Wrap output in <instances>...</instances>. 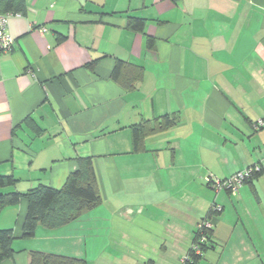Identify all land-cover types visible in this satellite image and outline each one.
I'll return each instance as SVG.
<instances>
[{
    "label": "crops",
    "instance_id": "obj_1",
    "mask_svg": "<svg viewBox=\"0 0 264 264\" xmlns=\"http://www.w3.org/2000/svg\"><path fill=\"white\" fill-rule=\"evenodd\" d=\"M21 1L0 53V173L20 193L59 189L74 159L91 157L100 203L29 239L26 199L4 208L14 252L0 264H29L31 251L180 264L213 204L208 249L251 246L244 264H264V174L235 196L208 182L264 159V128L253 129L264 116V0ZM117 61L137 80H111ZM167 114L177 123L134 152L130 127Z\"/></svg>",
    "mask_w": 264,
    "mask_h": 264
},
{
    "label": "trees",
    "instance_id": "obj_2",
    "mask_svg": "<svg viewBox=\"0 0 264 264\" xmlns=\"http://www.w3.org/2000/svg\"><path fill=\"white\" fill-rule=\"evenodd\" d=\"M22 9L23 2L21 0H0L1 14L8 15L11 12L16 13ZM127 28L134 32H142L145 28V21L138 18H129ZM153 44V39L149 37L147 39V47H153ZM127 68L126 63L117 61L111 71L110 79L119 84H124V78L126 81L130 79L137 80L138 74L135 76ZM177 121L178 116L176 114H167L154 119L152 122L141 120L133 124L130 127L133 151L141 150L146 136L168 129L174 126ZM74 162V169L69 172L63 186L59 189L39 184L34 188L28 189L25 193H20L14 190L16 184L14 177L0 173V212L8 206L17 204L21 198H25L27 201V211L22 226V238H32L38 226L48 230L67 226L78 220L85 210L94 208L100 203L97 177L92 158L77 157ZM263 174L264 170L253 174L244 181V184L251 183L252 180ZM213 205L218 208L211 207L207 216L200 222L207 221L211 224L210 219L221 211L219 206ZM212 228L203 230L202 234L198 233L197 230L195 234L193 243L199 244L201 236H205L208 239L207 243L201 245L203 253L212 243ZM12 241L13 234L11 230H0V262L8 259L13 254ZM29 256V264H87L83 258L39 251H31ZM202 257L196 255L190 249L185 256L183 264H198Z\"/></svg>",
    "mask_w": 264,
    "mask_h": 264
},
{
    "label": "built area",
    "instance_id": "obj_3",
    "mask_svg": "<svg viewBox=\"0 0 264 264\" xmlns=\"http://www.w3.org/2000/svg\"><path fill=\"white\" fill-rule=\"evenodd\" d=\"M7 18L8 15L6 14H1L0 13V53H7L11 50L12 45H13V39L9 35L7 31ZM44 31V30H42ZM264 128V116L260 119H258L254 124H253V129L260 130ZM261 170H264V159L259 162L251 165L248 168H245L241 171H238L231 175L230 177L226 179H216V178H209L208 182L209 185L212 187V189L215 192L219 191H227L228 194L235 196L238 194L240 188L243 186L244 181L246 179H249L253 174L259 173ZM213 208H218L216 206H212ZM212 228L211 224L207 221H202L197 225V230L198 233L202 234L203 230ZM208 239L205 236H201L200 238V243L196 244L193 243L191 246L192 251L202 257L203 252L201 251V245L204 243H207ZM185 259L182 261L181 264H183Z\"/></svg>",
    "mask_w": 264,
    "mask_h": 264
},
{
    "label": "rangeland",
    "instance_id": "obj_4",
    "mask_svg": "<svg viewBox=\"0 0 264 264\" xmlns=\"http://www.w3.org/2000/svg\"><path fill=\"white\" fill-rule=\"evenodd\" d=\"M252 252H254L253 247H248L247 245H245L244 248H242L240 244H237L233 247H228L224 252L221 251L220 247L215 248V250L206 249L203 253V257L198 262V264H244L246 259L251 256ZM103 253L105 256H107L108 251ZM123 254L124 253L122 252L116 253L118 257H121ZM180 254L182 256L180 262L182 263V261L185 259L184 256H186L187 254Z\"/></svg>",
    "mask_w": 264,
    "mask_h": 264
}]
</instances>
